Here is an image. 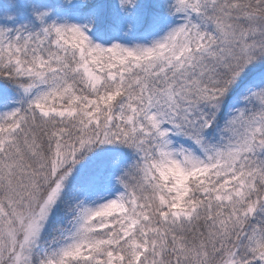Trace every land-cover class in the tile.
<instances>
[{
  "label": "snow or ice",
  "instance_id": "snow-or-ice-1",
  "mask_svg": "<svg viewBox=\"0 0 264 264\" xmlns=\"http://www.w3.org/2000/svg\"><path fill=\"white\" fill-rule=\"evenodd\" d=\"M0 264H264V0H0Z\"/></svg>",
  "mask_w": 264,
  "mask_h": 264
}]
</instances>
